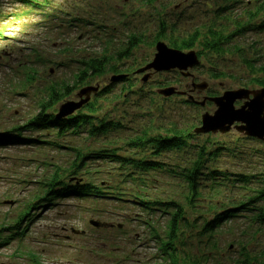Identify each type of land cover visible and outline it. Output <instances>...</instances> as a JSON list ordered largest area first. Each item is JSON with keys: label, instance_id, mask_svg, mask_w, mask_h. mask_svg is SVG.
<instances>
[{"label": "rangeland", "instance_id": "obj_1", "mask_svg": "<svg viewBox=\"0 0 264 264\" xmlns=\"http://www.w3.org/2000/svg\"><path fill=\"white\" fill-rule=\"evenodd\" d=\"M263 22L264 0H0V136L26 124L38 113L49 88L61 84L70 87L68 94L48 112L54 114L65 101H78V90L83 87L99 86V91H106L97 99L91 95L96 110L90 122H120L100 136H90V124H85L76 134L58 137L47 130L23 131L26 138H32V144L0 142V264H114L120 259L124 261L120 264H137L136 260L156 252L157 243L150 240L148 227L135 219L146 215L130 195L135 186L124 181L128 169L115 159L99 158L85 161L83 167L76 165V173L70 175L78 154L88 156L103 149L110 154L118 148L114 153L127 158H153L183 169L198 162L199 148L204 147L199 162L201 197L191 213L209 219L212 213L231 210L246 201L252 184L264 182V142L234 129L226 135L193 134L201 125V116L213 114L216 106L209 101L203 106L192 104L187 96L202 100L238 88L258 89L251 81L257 74L242 59L253 60L256 66L264 64V28H259ZM210 30L230 37L231 43L226 44L230 52L218 55L204 50L202 42L210 37ZM160 32L159 41L175 49L171 42L197 34L192 50L202 55L200 64L189 70L191 77L176 69L147 71L151 75L144 81L143 73H137L154 58L155 38ZM136 35L140 42L117 58ZM89 58H104L103 72L75 82L82 60ZM213 72L219 77L214 78ZM121 74L126 75L124 80L111 81L112 76ZM192 81L206 82L208 88L192 92ZM166 87L186 94L164 97L158 90ZM242 103L236 101L235 107ZM78 113L90 114L87 107L74 114ZM174 127L186 137L179 149L156 155L153 145L136 149L126 145L128 138L145 129L152 137L172 135ZM39 138L49 143H36ZM54 172H59L68 185L89 182L102 196L97 198L92 193L79 197L68 192L46 206L37 202L31 211L34 217L22 220L26 233L17 236L8 226L18 223L27 203ZM211 172H218V178L226 175L225 181H213L222 183L220 194L213 192L216 185L212 184ZM239 174L253 177L250 191L238 186L235 178ZM152 176V182H146L145 194L186 203L182 179L172 178L165 171H153ZM210 204L215 208L209 209ZM255 206L264 213V201ZM243 212L214 234L218 235L217 252L221 260L230 256L231 262L226 264L245 256L256 259L252 264H264L260 255L264 251V217H255L254 210ZM154 214L161 217L160 210ZM164 217L157 220L158 228L164 227ZM90 219L108 226L96 228L89 224ZM244 245L246 254L239 252Z\"/></svg>", "mask_w": 264, "mask_h": 264}, {"label": "trees", "instance_id": "obj_2", "mask_svg": "<svg viewBox=\"0 0 264 264\" xmlns=\"http://www.w3.org/2000/svg\"><path fill=\"white\" fill-rule=\"evenodd\" d=\"M259 28H264V22ZM159 35L155 38V41H158L159 38L162 37L163 34L158 33ZM210 37H206L204 42H202V47L206 51H212L214 54L222 55L226 52H230V49L226 47L227 43L230 42V37L225 35L219 31L210 30ZM197 34H194L184 40H181L179 43L171 42V46L176 47L181 50H191L195 46L197 42ZM140 42V38L136 36H132L126 45V49L123 53L119 54L117 58H120L121 55H126L127 51L133 48L137 43ZM234 47V46H233ZM240 50L237 49L236 52ZM197 55H202L199 51ZM200 58V57H199ZM245 63V66L251 70L257 76L252 78V82L255 83L258 87H264V64L260 66H256L253 63V60H249L247 58L242 59ZM106 64V60L104 58H89L84 59L81 62V68L78 69L79 72L76 75L77 83L83 82L87 79V77L99 74L103 72L104 66ZM111 71L117 73V69L114 66L110 67ZM214 78H218L220 74L212 73ZM123 75V74H121ZM123 78L122 80H124ZM69 86L66 84L54 85L49 88L48 93L46 94V98H44L39 103V111L32 117L26 124L22 126H14L9 130H6L4 134L0 136L1 141H13V143H24V144H32V138H26L22 134L25 130H47L48 133H53L58 136L65 135L67 133L73 132L76 134L80 131L81 126L90 124L89 135L96 136L109 132L111 129H114L116 125H120V122L115 124L113 121L107 122L106 120L99 119L96 123H92L95 118L91 116L92 113H95V108L93 107L94 102L88 100V102L83 106L87 107L89 115L87 114H73L65 119H57L53 113L48 112L49 109L54 107L60 100L68 94ZM105 89L103 91H99L93 97L96 99L99 95H103L105 93ZM190 102V101H189ZM192 103V102H191ZM195 104V103H194ZM172 135H162V136H152L148 137V130H143L140 134L137 133L136 136L132 138H128L126 141V145L130 149L141 148L144 145H153L154 146V154L160 155L166 151L179 149L185 145L183 134L178 129L170 130ZM194 134V133H193ZM50 135V134H49ZM49 143L48 140L39 138L36 140V143ZM35 143V144H36ZM10 145V144H9ZM53 145H56L53 143ZM118 148L111 150L107 154V150H101L100 153H92L88 156H80L79 154L75 156V160L72 163L73 171L71 170L70 175L75 174L77 169H75L76 165L78 167H83L85 165V161L90 159H107L110 161L115 159L119 162L122 168L128 169V171L124 174L125 182L128 184H133L135 189L132 193H130L131 197H134V203L144 210L146 217L140 216L138 218V222L142 225L148 226V231L150 238L157 243V253L153 258L147 261L148 264H226L230 260V256H227V259L221 260V254L218 251L217 241L215 237L218 235L214 234L227 224V221L231 218L239 217L238 213H242L244 210L248 211H256L255 217H264L263 211L258 210L255 206L259 201H264V182L252 184L255 182H251L253 177H248L245 174H239L235 178V181H239V185H244L246 188L244 190H249V184H252L251 196L246 194V196H250L246 198V201H242L239 204L233 206L231 210L221 211L220 213H212L213 217L208 219V216L204 214L195 215L191 213V210L196 211V201L201 197L200 193V185L202 182V172H201V158L205 153V148L201 147L200 155L198 162L195 161L193 165H189V167L175 168L171 165L160 162L158 159H135L131 157H124L118 155L114 152L117 151ZM79 152V151H78ZM113 157V158H112ZM131 169V170H130ZM161 172L165 171V173L172 178H180L185 183L186 187V195L184 196L186 203L183 205L176 200H161L155 196H151L145 194L148 183L152 182V172ZM140 172L141 176L137 173ZM69 175V176H70ZM211 177H213L212 184L216 185V188L213 192L214 194L221 193V182H213L216 180L225 181L227 180L226 175L218 178V172H211ZM51 178L43 181L41 185V189L38 194H36L31 201L27 203V208L20 213L21 219L18 220L15 225L8 226V229H11L16 233L17 236H22L26 233L27 226L22 227V220L27 218H33L31 215V211L35 209V204L37 202L43 203V206L48 205L55 201V199L61 195H66L68 192H74L79 197H85L92 193L97 198L102 196L101 190L99 188L93 187V185L89 182H86L82 185H77L75 183H71L68 185L59 172H54ZM223 178V179H220ZM225 178V179H224ZM234 181V182H235ZM250 191V190H249ZM120 193V192H119ZM35 201V202H33ZM38 205V204H37ZM215 208L214 206L209 205V209ZM260 208V207H259ZM161 211V217L153 216L156 211ZM243 212L242 215H245ZM166 220L163 228H158L157 220L159 222V218H163ZM156 217V218H155ZM200 224H199V223ZM232 226V225H231ZM229 227L232 229L233 227ZM22 227V228H21ZM14 236V235H13ZM12 237H9L8 240H11ZM3 240V239H2ZM1 240V241H2ZM8 240L6 242H8ZM196 242V245L194 243ZM246 246H242L239 252L246 254ZM260 255L264 256V251L260 252ZM256 259H251L248 256H245L241 260H236L233 264H252ZM256 264H263V261H257Z\"/></svg>", "mask_w": 264, "mask_h": 264}, {"label": "water", "instance_id": "obj_3", "mask_svg": "<svg viewBox=\"0 0 264 264\" xmlns=\"http://www.w3.org/2000/svg\"><path fill=\"white\" fill-rule=\"evenodd\" d=\"M156 53L153 55V60L143 68H140L137 73L148 70L168 71L177 69L184 76H190L188 69H191L200 64V60L195 54V51L182 52L177 49L168 47L164 42H157L155 45ZM150 73L143 76V80L147 81ZM123 76H114L110 78L112 81ZM190 91L198 90L205 91L208 87L206 82H192ZM98 86H86L78 90V101H65L62 103L55 117L57 119L64 118L73 114L76 110L85 105L92 94L97 93ZM161 95L169 97L174 94L184 95L186 92H180L173 87H166L158 91ZM190 102L203 106L206 101L212 102L216 106L213 114L204 113L201 116V125L194 128L196 134L206 133H221L226 134L230 130L243 134L247 137L256 138L264 142V87L259 89L238 88L235 90L225 91L220 96L204 97L202 100H195L190 94L187 96ZM236 101H243L238 108L235 107ZM94 225L97 222L92 221Z\"/></svg>", "mask_w": 264, "mask_h": 264}]
</instances>
